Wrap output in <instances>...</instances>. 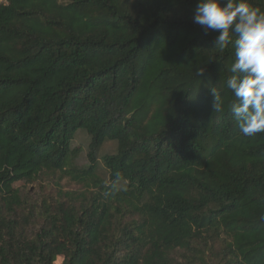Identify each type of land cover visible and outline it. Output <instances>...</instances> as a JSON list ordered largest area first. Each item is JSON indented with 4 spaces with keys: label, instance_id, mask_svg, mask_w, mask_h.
Segmentation results:
<instances>
[{
    "label": "trees",
    "instance_id": "16d2710c",
    "mask_svg": "<svg viewBox=\"0 0 264 264\" xmlns=\"http://www.w3.org/2000/svg\"><path fill=\"white\" fill-rule=\"evenodd\" d=\"M197 3L0 4V264H264V133Z\"/></svg>",
    "mask_w": 264,
    "mask_h": 264
},
{
    "label": "clouds",
    "instance_id": "9594fccd",
    "mask_svg": "<svg viewBox=\"0 0 264 264\" xmlns=\"http://www.w3.org/2000/svg\"><path fill=\"white\" fill-rule=\"evenodd\" d=\"M194 23L206 34L218 33L215 50L233 49L226 87L234 97L230 110L240 133H264V10L250 0H198ZM203 74L204 68L198 69L196 75ZM210 94L212 111L221 112L224 101L218 87H210Z\"/></svg>",
    "mask_w": 264,
    "mask_h": 264
},
{
    "label": "rangeland",
    "instance_id": "374dc122",
    "mask_svg": "<svg viewBox=\"0 0 264 264\" xmlns=\"http://www.w3.org/2000/svg\"><path fill=\"white\" fill-rule=\"evenodd\" d=\"M44 185H45V183H43ZM62 185L64 186V187H66V188H68V189H73L74 188V185H71V184H69L68 182H66V181H63L62 182ZM22 186V184H17V186L16 187H21ZM38 188V186L35 184V185H32V186H29V189H30V191H31V194H33L34 195V193H35V191H36V189ZM58 264H62V259H60L59 261H58Z\"/></svg>",
    "mask_w": 264,
    "mask_h": 264
},
{
    "label": "built area",
    "instance_id": "2783aa9c",
    "mask_svg": "<svg viewBox=\"0 0 264 264\" xmlns=\"http://www.w3.org/2000/svg\"><path fill=\"white\" fill-rule=\"evenodd\" d=\"M7 3V0H0V4H5Z\"/></svg>",
    "mask_w": 264,
    "mask_h": 264
}]
</instances>
